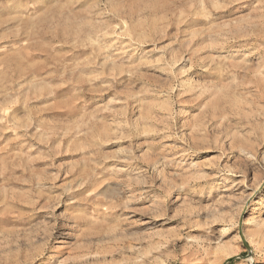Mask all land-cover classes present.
Listing matches in <instances>:
<instances>
[{
	"label": "rangeland",
	"instance_id": "1",
	"mask_svg": "<svg viewBox=\"0 0 264 264\" xmlns=\"http://www.w3.org/2000/svg\"><path fill=\"white\" fill-rule=\"evenodd\" d=\"M0 264H264V0H0Z\"/></svg>",
	"mask_w": 264,
	"mask_h": 264
},
{
	"label": "bare ground",
	"instance_id": "2",
	"mask_svg": "<svg viewBox=\"0 0 264 264\" xmlns=\"http://www.w3.org/2000/svg\"><path fill=\"white\" fill-rule=\"evenodd\" d=\"M132 39H133V38H132ZM224 232H226V231H224ZM223 247H224V248H226V249H229V248H230V246H228V245H225V244L222 246V248H223ZM231 253H232V252L230 251V253H229V254H231Z\"/></svg>",
	"mask_w": 264,
	"mask_h": 264
}]
</instances>
